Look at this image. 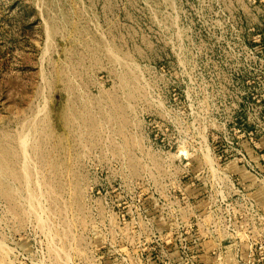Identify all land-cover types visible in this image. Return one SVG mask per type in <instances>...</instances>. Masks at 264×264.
I'll return each mask as SVG.
<instances>
[{"label":"rangeland","instance_id":"1","mask_svg":"<svg viewBox=\"0 0 264 264\" xmlns=\"http://www.w3.org/2000/svg\"><path fill=\"white\" fill-rule=\"evenodd\" d=\"M0 264H264V0H0Z\"/></svg>","mask_w":264,"mask_h":264}]
</instances>
